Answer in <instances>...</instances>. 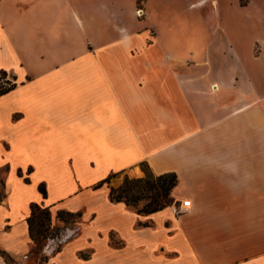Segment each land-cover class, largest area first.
I'll return each instance as SVG.
<instances>
[{"label":"crops","instance_id":"crops-1","mask_svg":"<svg viewBox=\"0 0 264 264\" xmlns=\"http://www.w3.org/2000/svg\"><path fill=\"white\" fill-rule=\"evenodd\" d=\"M197 1L191 0L188 10L202 8ZM153 2L146 4L157 44L182 57L162 42ZM211 2L209 15L221 37L213 41V52L226 45L235 54L229 16L220 0ZM229 2L241 9L251 5V0ZM134 4L0 0V71L17 83L0 96V249L24 261L34 248L28 219L38 203L49 207L53 227L60 211L81 215L77 232L64 239L48 264H264V253L242 258L243 247H233L264 243V94L249 71L255 64L264 70V15H254V26L241 27L247 37L258 36L246 41L249 59L241 61L247 92L224 96L225 87L234 92L231 81L206 74L199 81L180 75V65L175 76V65H163L154 46L133 58L129 48H142L146 34L123 38L121 21L123 7ZM195 17L204 27L203 15ZM194 38L188 45L199 54L205 37ZM256 46L262 48L257 55ZM208 95L207 113L202 101ZM240 101L252 126L233 116L244 107ZM207 127L213 130V172H203L201 158L191 172L182 152L168 148ZM235 133L249 135L235 139ZM146 160L156 175L177 173L172 195L179 202L191 197V207L139 214L111 201L110 189L90 188ZM0 264L10 263L0 254Z\"/></svg>","mask_w":264,"mask_h":264},{"label":"rangeland","instance_id":"rangeland-1","mask_svg":"<svg viewBox=\"0 0 264 264\" xmlns=\"http://www.w3.org/2000/svg\"><path fill=\"white\" fill-rule=\"evenodd\" d=\"M146 1L147 0H135V4L132 7L127 6L126 10H124L123 7V19L121 21L123 38L125 36L136 37L137 35L146 34L145 40L141 46L142 48H139V46L137 49L133 47L129 48L134 59L137 56V53L141 52L140 49L143 50V48L154 46V48H156L159 52L160 61L163 63V65H168L169 67L172 66V68L174 67L173 65H175V71L173 73L175 76H178V74L175 72L177 71L178 65H180L182 67L180 70H178L180 75L185 74L187 77H196V80L199 81L203 80V78L200 77L205 74V77L217 79L221 82L231 81L234 92L232 88L225 87L222 92L224 96H231L234 93H237L238 96H242L247 92L248 84L244 80L246 78V74L242 68L241 61L243 63V61L245 62L246 59H249L247 54H245L246 48H249V44L247 45L246 41L258 36L256 33H254L247 37V33H243L241 27L244 28V26L248 24H253L254 26L257 21L254 15L259 13L264 15V0H251V5L249 4L243 9H241L237 3L230 5L229 0H220L222 3V12L224 14H228L230 28H232L236 34V37H233L237 45V52L235 54L232 53L230 47L226 45H223L224 50L221 51L222 53L213 52V41H217L221 39V37L215 35L217 34V31L220 29V27H217L216 31L214 30L215 27L213 18H210L209 15L213 8L211 0L197 1L198 5L200 4V6L203 7L194 10L195 12L188 10V5L189 7L194 5L189 3L191 0H154L152 4L153 10H151V12L154 14V20L162 33V42H164V45L168 50L169 47L166 45V43L173 47L174 52H182V57L177 56V58L170 56L166 50H163L161 47H159V44H157L158 32L155 26L148 22L150 13L148 11ZM228 6L230 7L228 8ZM196 13L203 15L204 19L206 20L204 27L197 24L195 17ZM221 32L222 31L218 33L221 35ZM197 34H202V36L205 37L204 47L201 49L199 54L196 52L194 53V48H191L188 45V41H190L193 37L196 38ZM256 41H259V39ZM259 49L262 48L259 46L255 47V55L259 53ZM90 51L94 55L97 54L95 46H90ZM176 54L172 55L175 56ZM262 61L264 62V59H262ZM199 62L202 63L199 64ZM196 64L200 66L196 67ZM188 66H191L193 69H190ZM249 71L253 81L255 82V86L258 88L259 92L264 94V76L262 75L264 70L258 68V65L255 64L249 66ZM9 77L11 78L12 75L9 74ZM174 79L176 81L177 77ZM203 89L204 88L201 90L198 89L197 92H200ZM204 94H208V92H205ZM204 98V101H202V107H204L208 113V111H210L209 106L212 99L209 95L205 96ZM243 104L244 107L242 109L234 110L233 116L235 118H239V116H241L242 118H239V122L242 125L249 124L252 126L254 122H252L249 117L247 118V106H245L243 101H240L238 105L243 106ZM207 116L209 117V115ZM210 128L211 127H207L205 130L199 132H191L185 137L180 138L179 140L177 139V141L173 140V144H171L168 148L169 152L174 150H180V153L182 152L180 158H184L189 163V170L191 172L193 171L195 161L199 160L200 158L203 172H213V130ZM247 135L249 134L235 133L234 137L235 139H243L244 136ZM201 145L202 147H200ZM150 171H153L152 165L146 160L144 161V164L139 163L133 167L114 173L110 181L104 184L101 188L103 190H108L111 187L117 188L123 184L126 176L129 179L139 178L145 176L146 173ZM82 181L85 183L89 182L90 180L83 178ZM95 185L96 184L91 185L90 188L94 189ZM187 198L191 197L188 196L186 199ZM144 202L145 201H141L138 204V208H141ZM181 203L182 202H179L174 198L173 201L166 207H175L176 209ZM69 213L73 214V218H68V220L63 221L57 217L56 225L54 227L52 226V228H58V231L51 236L49 235V237L43 240V247L40 252L38 251L37 244L34 242V248L30 250L29 253L22 256L24 261L17 262L13 259L15 263L48 264V262L45 261V258L48 259L52 254L58 251L63 241H65L64 239H67V237L70 236L72 237L77 232L75 225L79 223L81 215L79 211ZM233 247L236 249L243 247L244 253L241 256L242 258L255 257L260 253H264V243L253 244L249 246L235 245Z\"/></svg>","mask_w":264,"mask_h":264},{"label":"trees","instance_id":"trees-1","mask_svg":"<svg viewBox=\"0 0 264 264\" xmlns=\"http://www.w3.org/2000/svg\"><path fill=\"white\" fill-rule=\"evenodd\" d=\"M16 77H9L6 70L0 71V96L8 93L16 87ZM144 164V162H142ZM113 174L96 184V188L102 187L108 183ZM178 183L177 173L174 171L165 172L156 175L153 171L146 173L145 176L129 179L127 176L122 185L117 188H110L109 197L111 201L124 202L129 207L135 209L139 214H149L164 209L169 205L174 197L172 191ZM40 190L44 196L47 191L45 184L40 185ZM145 201L141 208L138 204ZM70 216V217H66ZM57 217L61 220L73 218V214L65 211L58 212ZM30 225V235L37 244L38 251L42 249L43 240L58 231V228H52V215L49 207H43L38 203L32 205L31 216L28 219ZM37 251V252H38ZM0 254L10 264H16L13 258L6 251L0 249ZM47 262L48 259L45 258Z\"/></svg>","mask_w":264,"mask_h":264},{"label":"built area","instance_id":"built-area-1","mask_svg":"<svg viewBox=\"0 0 264 264\" xmlns=\"http://www.w3.org/2000/svg\"><path fill=\"white\" fill-rule=\"evenodd\" d=\"M189 208L191 207V199H185L182 201V203L179 205V207L177 208L178 211L181 210V208Z\"/></svg>","mask_w":264,"mask_h":264}]
</instances>
